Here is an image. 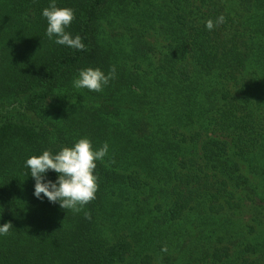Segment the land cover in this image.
<instances>
[{"label":"trees","instance_id":"1","mask_svg":"<svg viewBox=\"0 0 264 264\" xmlns=\"http://www.w3.org/2000/svg\"><path fill=\"white\" fill-rule=\"evenodd\" d=\"M48 5L0 0V264H264V0H57L83 50ZM82 137L109 144L96 198L37 199L25 161Z\"/></svg>","mask_w":264,"mask_h":264},{"label":"clouds","instance_id":"2","mask_svg":"<svg viewBox=\"0 0 264 264\" xmlns=\"http://www.w3.org/2000/svg\"><path fill=\"white\" fill-rule=\"evenodd\" d=\"M41 14L47 21L45 34L50 40L71 49H84L82 38L79 35L73 36L67 30L75 19L74 9L59 7L57 0H49L48 7L44 8ZM224 22V15H220L215 21L207 20L205 27L211 31ZM115 75V65L111 66L107 73L99 67H87L78 70L72 84L76 89L86 88L89 91L100 92ZM108 154L107 142L96 148L91 139L82 137L73 145L62 147L58 152L44 150L39 155L30 156L25 161V167L30 169V176L35 180L33 195L40 200L47 198L50 203H58L65 211L81 212L96 198L99 189V176L95 171L97 162H103ZM49 171L58 174L54 181L47 179ZM85 217L90 218V215L85 213ZM10 227H12L10 222L0 224V235L7 234Z\"/></svg>","mask_w":264,"mask_h":264}]
</instances>
